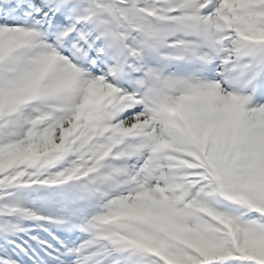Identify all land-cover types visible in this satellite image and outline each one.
I'll list each match as a JSON object with an SVG mask.
<instances>
[{"label":"snow or ice","instance_id":"1","mask_svg":"<svg viewBox=\"0 0 264 264\" xmlns=\"http://www.w3.org/2000/svg\"><path fill=\"white\" fill-rule=\"evenodd\" d=\"M0 264H264V0H0Z\"/></svg>","mask_w":264,"mask_h":264}]
</instances>
